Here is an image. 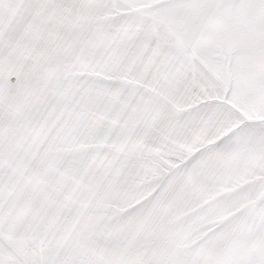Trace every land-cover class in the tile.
I'll use <instances>...</instances> for the list:
<instances>
[{"label": "snow or ice", "instance_id": "snow-or-ice-1", "mask_svg": "<svg viewBox=\"0 0 264 264\" xmlns=\"http://www.w3.org/2000/svg\"><path fill=\"white\" fill-rule=\"evenodd\" d=\"M0 264H264V0H0Z\"/></svg>", "mask_w": 264, "mask_h": 264}]
</instances>
